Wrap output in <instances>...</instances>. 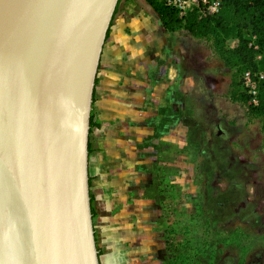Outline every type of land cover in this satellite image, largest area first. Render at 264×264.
I'll return each mask as SVG.
<instances>
[{
	"label": "water",
	"instance_id": "water-1",
	"mask_svg": "<svg viewBox=\"0 0 264 264\" xmlns=\"http://www.w3.org/2000/svg\"><path fill=\"white\" fill-rule=\"evenodd\" d=\"M119 0H0V264H100L88 137Z\"/></svg>",
	"mask_w": 264,
	"mask_h": 264
},
{
	"label": "rangeland",
	"instance_id": "rangeland-1",
	"mask_svg": "<svg viewBox=\"0 0 264 264\" xmlns=\"http://www.w3.org/2000/svg\"><path fill=\"white\" fill-rule=\"evenodd\" d=\"M158 23L160 36L186 35L182 28L165 31L159 18ZM187 34L190 147L183 151L162 145L157 150L156 124L143 121L142 203L129 183V204L120 197L108 216L92 218L100 264H155L153 241L158 242V264H264L263 122L251 114L244 96L245 68L233 54L237 32L226 39ZM166 62L159 81L163 85ZM95 109L92 102L98 125ZM100 133L95 127L88 137L94 150L88 155L89 194L96 198L92 206L97 213L106 211L115 197L98 180L100 142L99 147L95 142ZM127 211L135 217L124 219Z\"/></svg>",
	"mask_w": 264,
	"mask_h": 264
},
{
	"label": "crops",
	"instance_id": "crops-1",
	"mask_svg": "<svg viewBox=\"0 0 264 264\" xmlns=\"http://www.w3.org/2000/svg\"><path fill=\"white\" fill-rule=\"evenodd\" d=\"M187 33L160 36L158 16L145 0L118 1L103 45L93 94L94 112L99 116L96 128L102 129L99 141L95 142V147L100 142L96 162L101 164L102 173L98 180L111 198L113 195L116 198L110 200V207L97 218L108 216L120 197L130 203L126 195L129 183L133 184L134 193L138 191L137 203H142L143 121L149 119L156 124L157 150L162 145L183 151L190 147L191 37ZM169 39L172 43L167 50ZM163 59L167 61L164 85L162 79L159 82ZM153 107L155 111L148 112ZM162 107L167 112L161 113ZM119 189L124 192L120 194ZM90 196L92 200L95 198L92 192ZM122 216L130 219L135 213L127 211ZM153 246L158 264V242L153 241Z\"/></svg>",
	"mask_w": 264,
	"mask_h": 264
},
{
	"label": "trees",
	"instance_id": "trees-1",
	"mask_svg": "<svg viewBox=\"0 0 264 264\" xmlns=\"http://www.w3.org/2000/svg\"><path fill=\"white\" fill-rule=\"evenodd\" d=\"M145 1L158 16L163 29L168 32L182 28L196 38L221 36L226 39L236 30L239 40L233 54L244 65L242 74L245 71L263 74V79L258 83V104H250V112L262 120L264 131V0H218L220 9L214 15H200L197 11H192L184 16H180L163 1ZM256 56L261 57L257 62ZM244 96L249 99L247 95ZM95 127L97 125L91 114L89 134ZM92 152L93 147L88 144V153ZM90 203L92 216L97 218L99 213L92 206V198Z\"/></svg>",
	"mask_w": 264,
	"mask_h": 264
},
{
	"label": "built area",
	"instance_id": "built-area-1",
	"mask_svg": "<svg viewBox=\"0 0 264 264\" xmlns=\"http://www.w3.org/2000/svg\"><path fill=\"white\" fill-rule=\"evenodd\" d=\"M175 9L180 16L197 11L200 15H214L220 9L218 0H159ZM263 79L262 73L245 71L242 74L241 84L245 94L249 97L250 104L257 105L258 83Z\"/></svg>",
	"mask_w": 264,
	"mask_h": 264
}]
</instances>
